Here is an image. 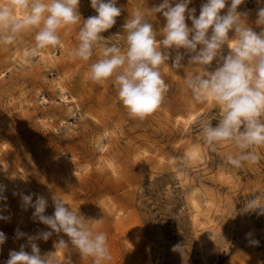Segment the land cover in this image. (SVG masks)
Instances as JSON below:
<instances>
[{"label":"rangeland","instance_id":"rangeland-1","mask_svg":"<svg viewBox=\"0 0 264 264\" xmlns=\"http://www.w3.org/2000/svg\"><path fill=\"white\" fill-rule=\"evenodd\" d=\"M177 2L171 0V6ZM206 2L191 0L188 9L198 17ZM161 3L117 0L121 14L101 33L107 40L88 61L73 60L69 53L78 46L83 20L98 15L91 0H80L81 22L59 31L57 47L32 55L34 30L11 45L0 43V232L6 236L0 264L22 245L31 254L28 237L52 231L23 205L21 195L27 194L33 202L38 195L48 200L45 215H53L56 197L96 221L92 229L107 235L112 256L104 264H264V214L243 211L254 197L264 203V147L253 149L257 163L235 168L227 160L239 151L232 142L210 146L201 138L200 121L216 126L218 108L211 101L195 102L185 90V79L203 72L189 64L194 53L169 50L161 66L169 90L161 107L143 120L128 115L113 80L95 83L88 76L104 46L125 47L123 25L132 14ZM230 4L227 0L221 15ZM260 8L264 0H244L237 9L257 34L264 31L257 24ZM185 16L192 27L187 11ZM147 20L157 41L162 39L163 14L148 12ZM177 52L183 54L182 67L173 68ZM228 52L226 44L222 53ZM217 67L214 60L205 70ZM18 230L26 235L17 238ZM60 239L69 248L56 247ZM34 242L41 255L55 252L56 264H92L62 232Z\"/></svg>","mask_w":264,"mask_h":264},{"label":"clouds","instance_id":"clouds-1","mask_svg":"<svg viewBox=\"0 0 264 264\" xmlns=\"http://www.w3.org/2000/svg\"><path fill=\"white\" fill-rule=\"evenodd\" d=\"M243 2L231 0L224 15L221 10L225 9L227 0H207L198 17L194 15L195 9H188L191 0H179L175 6H171V0H163L144 13L135 11L123 25L125 47L104 46L102 58L90 65L88 76L95 83L113 80L118 99L128 115L143 120L161 107L169 90L161 74V66L170 58L169 50L183 48L194 53L189 64L203 68V72L187 77L185 90L191 91L195 102L211 101L218 108L216 126L208 119L200 121L201 138L210 146L232 142L239 151L235 156L229 155L227 160L235 168L245 163L255 164L260 157L253 149L264 147V31L257 34L247 25L243 19L246 13L237 11ZM79 4L80 0H7L0 3V43L11 45L20 34L34 30L32 55L38 50L57 47L61 44L59 31L80 24ZM116 5L117 0H91L90 6L98 15L83 20L78 31V46L69 53L73 60L88 61L99 42L107 40L101 33L111 29L120 16L121 8ZM17 9L22 16H17ZM186 11L192 27L186 24ZM148 12L162 13L166 19L163 38L159 41L153 25L147 20ZM257 16V24L264 25V8L259 9ZM230 32L233 33L231 38ZM226 44L229 52L224 55L222 49ZM183 58V54L177 52L172 67H182ZM214 60L218 67L206 71V66ZM21 200L24 206L34 209L33 217L52 231L29 236L31 254L22 245L19 251H10L5 264H56L55 252L41 255L34 242L47 240L52 232L66 234L71 246L82 258H91L92 264H104L112 259L107 235L92 229L96 221L85 219L66 206L63 199L53 197L54 213L50 216L44 214L48 200L43 195L36 196L34 202L33 194L21 195ZM257 209L264 214V203H259L255 197L244 203L245 212ZM25 235L19 230L16 233L17 238ZM5 240V234L0 232V245ZM249 242L259 243L257 240ZM57 246L69 248L63 239ZM179 247L174 246L173 250Z\"/></svg>","mask_w":264,"mask_h":264},{"label":"bare ground","instance_id":"bare-ground-1","mask_svg":"<svg viewBox=\"0 0 264 264\" xmlns=\"http://www.w3.org/2000/svg\"><path fill=\"white\" fill-rule=\"evenodd\" d=\"M19 13H21V12H20L19 9H17V14L19 15ZM18 15H17V16H18ZM20 15H21V14H20ZM22 15H23V13H22ZM22 15H21V16H22ZM46 55H47L46 52H42L41 57H46ZM187 122H188V121L186 120V121H185V124H187ZM185 124H184V125H185ZM110 165H111V164H110ZM110 167H111V166H110ZM192 201H193V200H192ZM193 205H195V204H193ZM196 205H197V203H196ZM196 205H195V208H197ZM198 210H199V209H198ZM198 210H197V212H198ZM199 211H200V210H199ZM194 212H195V211H194ZM199 214H200V213H199ZM200 215H201V214H200ZM192 216H193V217H197V213H194ZM198 218H199V217H198ZM200 219H201V218H200ZM194 220H195V219H194ZM195 222H196V221H195Z\"/></svg>","mask_w":264,"mask_h":264}]
</instances>
